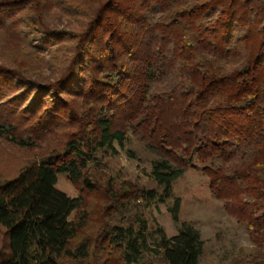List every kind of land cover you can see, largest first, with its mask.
Instances as JSON below:
<instances>
[{
    "label": "trees",
    "instance_id": "1",
    "mask_svg": "<svg viewBox=\"0 0 264 264\" xmlns=\"http://www.w3.org/2000/svg\"><path fill=\"white\" fill-rule=\"evenodd\" d=\"M0 82V142L19 165L0 179V264H141L149 251L200 264L197 229H159L152 251L138 210L189 170L264 264V0H0ZM130 134L156 156L161 193L102 170ZM60 174L102 196L95 221L83 195L56 190Z\"/></svg>",
    "mask_w": 264,
    "mask_h": 264
},
{
    "label": "rangeland",
    "instance_id": "2",
    "mask_svg": "<svg viewBox=\"0 0 264 264\" xmlns=\"http://www.w3.org/2000/svg\"><path fill=\"white\" fill-rule=\"evenodd\" d=\"M44 74L51 75L48 71ZM2 86L4 87V83ZM117 150L118 154L115 156L99 154L103 165L102 170L105 173L113 176L117 183L126 180L146 189L162 192L151 177L152 162L156 156L138 138L130 134L124 148L117 147ZM127 151H131V154ZM13 155L17 156L15 151L0 142V179L2 173L18 169V160H15L16 157ZM55 188L69 199H77L83 195L89 209L96 210L90 217L92 221H95L103 210V199L100 194L81 193L79 188L70 182L67 175H58ZM171 196L165 202H154L148 208L138 209L147 221L151 238L149 244L152 251L157 250L156 240L159 238V229H163L167 238L171 239L178 234L181 223H186L197 229L204 241L200 264H232L235 260L252 264L251 260L256 247L249 239L247 228L229 215L223 204L211 195L208 179L200 171L189 170L176 180ZM177 198L181 200L179 223L174 222L170 212V207ZM97 208H100V213ZM129 211L130 214L114 215L111 221L114 220V223L115 221H126V218L136 213V208H129ZM105 215L106 213L103 214ZM77 216L78 212H74L69 220L74 221ZM162 263L161 254L151 251L147 252L141 262V264Z\"/></svg>",
    "mask_w": 264,
    "mask_h": 264
}]
</instances>
